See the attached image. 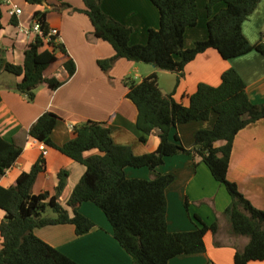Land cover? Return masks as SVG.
Segmentation results:
<instances>
[{"label": "trees", "instance_id": "trees-1", "mask_svg": "<svg viewBox=\"0 0 264 264\" xmlns=\"http://www.w3.org/2000/svg\"><path fill=\"white\" fill-rule=\"evenodd\" d=\"M25 1L44 4L46 0ZM82 1L84 8L73 10L85 13L92 24L93 36L108 42L114 50L111 57L97 61L104 72H108L117 59L125 58L174 72L178 82L186 63L208 48L215 49L224 59L251 50L264 53V30L256 43H250L241 28L260 0H208L207 38L196 41L190 48H184L183 34L186 27L197 24V0H150L158 9L159 27L148 31L145 44L136 45L129 44L132 28L104 13L100 0ZM217 2H223L225 6L212 14V6ZM62 5L70 7L67 3ZM47 12L37 10L32 13L31 22L39 21L42 36L36 35L27 46L23 63L17 65L0 59V69L21 76L15 88L29 101L34 99L39 85L46 84L53 90L62 84L54 77L43 75V71L57 61V52L66 57L63 67L68 76L76 69L63 43L57 40L59 34L45 39L50 28ZM1 16L0 8V28ZM11 23L17 22L12 18ZM44 41L50 50L40 51ZM123 82L127 88L126 97L137 111L136 127L143 133L140 139L145 140L146 134L157 130V148L135 155L130 147L114 143L108 127L93 120L75 124L72 127L74 137L56 145L50 133L59 120L58 115L49 111L40 114L30 125L28 135L82 164L85 171L68 196L69 210L58 201L66 186L68 174L65 170L58 173L53 196L32 193L36 176L44 169L43 158L28 172H22L10 186H0V209L4 211L0 221V264H79L36 236L34 229L70 223L76 235L87 233L96 224L79 212L84 201L92 202L103 212L112 227L114 239L129 254L132 264H167L177 255L204 252V235L207 231H217L216 221L207 225L195 215L199 224L195 229L167 230L165 189L174 176L155 169L166 156L179 153L191 154L202 161L230 196V203L224 210L230 231L248 238L246 245L235 251L233 264L264 261V211L254 207L236 183L227 178L234 138L247 125L264 119V103L254 104L249 100L246 84L234 68L223 71L216 86L199 83L189 95L188 105L176 101L173 93H164L158 86L156 73L144 76L139 82L130 77ZM212 112L216 115L212 128L197 130L191 147H184L177 135L174 141L170 140L169 132L173 127L193 120H207ZM219 141L223 143L217 145ZM21 149L0 136V175L15 162ZM91 149H97L100 154L84 156L85 151ZM126 166L147 167L151 178H127ZM187 204L185 201L186 208ZM48 210L50 214L46 213Z\"/></svg>", "mask_w": 264, "mask_h": 264}, {"label": "crops", "instance_id": "crops-1", "mask_svg": "<svg viewBox=\"0 0 264 264\" xmlns=\"http://www.w3.org/2000/svg\"><path fill=\"white\" fill-rule=\"evenodd\" d=\"M198 1V0H197ZM208 0H204L206 2ZM67 3L70 7L63 6ZM20 8L18 15L7 12L12 5ZM225 6L217 2L212 6V14ZM55 7V9H53ZM104 13L121 24L131 27L129 44H145L150 29L159 27V12L150 0H100ZM0 59L21 65L24 51L34 41L35 35L25 31L31 25L34 11L48 10L46 21L49 27L58 30L59 41L75 65L72 76L63 67L66 60L57 52V61L44 71L45 77H54L62 84L49 89L46 84L35 90L34 99L16 90L21 76H15L0 69V136L19 145L21 153L15 162L0 175V186L8 187L22 172H28L40 158L44 169L39 172L32 185L33 194H55L58 173L68 174L66 186L58 197L59 203L67 208L66 202L74 186L79 182L85 167L64 155L59 150L45 145L28 135L30 125L45 111L58 115L59 120L50 133L56 145H62L74 137L72 127L85 120L103 123L110 130L114 143L130 147L135 155L154 151L159 144L158 131L143 133L136 127V108L126 97L124 79L130 77L136 82L156 73L158 86L164 93H173L176 101L188 105L191 95L199 83L216 86L220 76L228 68H234L246 84V93L254 104L264 103V53L251 50L240 56L224 59L213 48L198 53L183 68L177 82V74L154 67L149 63L133 62L125 58L117 59L108 72L97 64L100 59L111 57V45L93 36V27L85 13L74 11L83 9L82 0H46L44 4H29L25 0H1ZM16 24L11 23V19ZM207 13L198 11L197 24L186 27L183 34L184 48H190L198 40L207 38ZM244 36L250 43H256L264 30V0L241 25ZM49 49L47 43L40 51ZM216 115L211 113L207 120H193L178 124L169 132L174 141L175 135L180 143L189 148L194 134L199 129H210ZM47 148L42 155L39 144ZM219 141L216 144L221 145ZM100 154L97 149L85 151L84 156ZM156 172L172 174L174 180L165 189L166 226L170 232L191 231L196 228L198 216L205 224L217 223V231H207L204 235L205 250L200 253L181 254L169 259L167 264H233L236 250L248 242L243 235L230 231L229 222L224 215L230 203L225 187L216 181L208 167L191 154L166 156L164 162L156 167ZM127 178L150 179L147 167L126 166ZM227 178L236 183L239 191L250 203L264 211V119H259L243 129L234 138ZM185 201L188 202L186 208ZM79 212L92 220L96 227L82 235H76L70 223L45 225L34 229V234L46 243L79 264H132L131 257L118 244L112 235V227L103 212L92 202L80 204ZM47 214L51 212L46 211ZM4 211L0 209V221ZM2 237L0 234V247ZM248 264H264V261H250Z\"/></svg>", "mask_w": 264, "mask_h": 264}, {"label": "built area", "instance_id": "built-area-1", "mask_svg": "<svg viewBox=\"0 0 264 264\" xmlns=\"http://www.w3.org/2000/svg\"><path fill=\"white\" fill-rule=\"evenodd\" d=\"M7 12H8V14H9L10 16L18 15V14L20 13V8H18L16 5L13 4V5L11 6V8H8ZM25 32H26V33H32V34H34L35 36H36V35L42 36V30H41V26H40L39 21H37V20H33V21L31 22V25L29 26V28H28ZM51 35H58V30H57L56 28H54V27H50V28H49V31H48V34H47V36L45 37V39L47 40V39L49 38V36H51ZM58 36H59V35H58ZM57 40H59V37H58ZM39 147H40V149H41V151H42V155H43V156L46 155V153H47V148L45 147V145L42 144V143H40V144H39Z\"/></svg>", "mask_w": 264, "mask_h": 264}, {"label": "rangeland", "instance_id": "rangeland-1", "mask_svg": "<svg viewBox=\"0 0 264 264\" xmlns=\"http://www.w3.org/2000/svg\"><path fill=\"white\" fill-rule=\"evenodd\" d=\"M196 2H197V9H198V11H204V12H206V4H207V1L204 2V0H198Z\"/></svg>", "mask_w": 264, "mask_h": 264}]
</instances>
